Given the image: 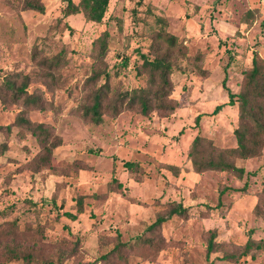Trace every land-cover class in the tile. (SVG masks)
Instances as JSON below:
<instances>
[{"label": "rangeland", "instance_id": "1", "mask_svg": "<svg viewBox=\"0 0 264 264\" xmlns=\"http://www.w3.org/2000/svg\"><path fill=\"white\" fill-rule=\"evenodd\" d=\"M18 1L0 0V76L29 75L28 88L38 89L48 106L31 108L29 117L49 122L62 142L53 150L56 167L33 172L26 163L39 145L29 132L17 133L20 104L0 101V143L8 146L0 152V240L34 246L54 263L58 251L71 248L64 264H106L101 255L121 240L133 245L123 253L128 264H207L213 231L211 264H264V249L243 252L249 238L264 239V217L254 209L264 186V143L259 155L235 159L244 168L241 177L196 172L187 155L197 133L218 147L236 145L237 104L211 112L239 91L254 54L264 61V0H110L99 22L69 12L67 0H43L41 11L17 8ZM162 18L186 44V56L175 60L170 74L178 106L147 114L135 106L104 114L100 123L84 120L76 106L102 81L88 80L98 66L109 71L111 86L148 85L135 65L140 53H149ZM105 29L108 49L99 63L92 47ZM58 54V66L41 60ZM125 160L138 162L134 171ZM174 200L188 208L187 216L172 215L150 229ZM228 252L238 257L213 259Z\"/></svg>", "mask_w": 264, "mask_h": 264}, {"label": "trees", "instance_id": "2", "mask_svg": "<svg viewBox=\"0 0 264 264\" xmlns=\"http://www.w3.org/2000/svg\"><path fill=\"white\" fill-rule=\"evenodd\" d=\"M110 0H67L69 12H81L88 20L101 21L104 13L107 10ZM142 0H137L140 2ZM20 9L43 10V0H19L13 4ZM161 24L152 30L151 42L149 44V53H140L141 62L136 64V72L146 75L147 86L125 87L122 85L111 86L110 73L106 68L98 66L93 70V73L88 77V80L95 84L97 79H102L98 84H95L84 96V99L76 106L79 115L87 121L100 123L103 120V115L116 116L124 109L138 107L141 113L147 114L149 111L157 110H173L178 106V101L170 96L172 67L178 57L186 56V44L178 40L177 35L166 29L165 21L161 19ZM108 31L105 29L99 33L93 43V52L97 62L102 63L103 58L108 49L107 38ZM196 59L200 58L198 53ZM61 55L52 57H43L41 60L47 67L58 66ZM202 71L200 67H197ZM51 82L56 79L53 71L46 72ZM29 75L17 72L15 76H0V101H11L20 104V109L14 116L13 123L18 127V135L23 137L26 132H29L37 141L39 149L28 159L26 166L33 172H38L44 168L56 167L52 162L53 150L61 144L62 139L57 134L53 126L46 121L33 120L29 117V110L33 107L44 109L46 100L43 99L42 93L38 89L30 90L28 88ZM227 103L237 104L238 116L236 125L233 128V133L236 138V145L232 147H218L214 145L211 139L197 133L191 140L187 155L191 160V165L196 172H202L206 169L227 170L238 177L244 173V168L238 166L235 162L236 158H247L259 155L264 143V61L258 58L256 54L252 58V67L243 72L240 89L237 92H229L227 101L215 105L211 113L218 111ZM202 113L195 116V125L199 124ZM6 142L0 143V152L7 148ZM137 161L125 160V167L134 171V164ZM172 166V165H171ZM114 187L118 188L121 183L118 180ZM32 202L31 199L28 200ZM41 201V200H40ZM44 204V202H43ZM220 202H217V206ZM77 211L83 209V196L76 199ZM255 213L264 217V186L260 193V197L256 202ZM65 215L73 218L75 214L65 210ZM188 208L180 201H172L169 203L167 213L159 214L154 222L149 226L150 229H155L172 215L187 216ZM214 233L211 232L207 243L206 258L207 264L212 263L210 252L214 247ZM147 243L151 244L152 238H146ZM162 241V238H159ZM152 245V244H151ZM148 245V246H151ZM160 245V244H159ZM159 245L151 246L153 251L157 250ZM132 244H127L118 240L113 248L101 257L104 262L112 264H128L127 256L123 253L132 249ZM147 246V247H148ZM26 247L17 241H1L0 240V264H17L18 262L30 264L32 261H40L41 264H64L63 259L69 254V250H60L57 253L58 263L45 255H42L37 249ZM251 248L264 249V239L254 241L251 238L243 246V252ZM42 255V256H41ZM117 255H120L124 262L116 261ZM238 253L228 252L222 255H216L213 259L222 260L236 259Z\"/></svg>", "mask_w": 264, "mask_h": 264}]
</instances>
